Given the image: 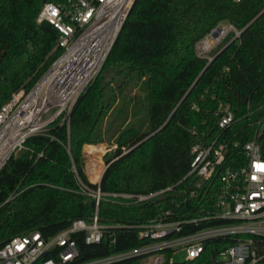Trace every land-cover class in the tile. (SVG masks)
<instances>
[{"label": "trees", "instance_id": "trees-1", "mask_svg": "<svg viewBox=\"0 0 264 264\" xmlns=\"http://www.w3.org/2000/svg\"><path fill=\"white\" fill-rule=\"evenodd\" d=\"M46 1L68 2L0 0V107L19 89L30 90L62 52L59 30L37 20ZM222 22L241 33L235 37L231 30L210 61L197 43ZM220 102L229 103L236 118L226 137L249 140L252 115L264 113V0H135L100 72L69 115L30 136L0 169V246L18 234L39 230L49 237L74 219L92 221L96 199L81 182L108 193L171 188L144 202L103 197L98 217L111 226L99 243H87L84 231L73 233L78 261L146 243L141 225L166 211L182 221L213 211L218 183L207 191V182L199 185L198 176L187 174L197 139L220 132ZM144 103L147 116L141 118ZM112 136L117 146L106 156L100 183L93 182L82 161L84 145ZM231 154L226 165L244 159L242 147ZM225 222H190L179 233ZM256 239L264 254V241ZM234 242L230 236L206 239L199 257L165 264H210ZM255 264H264V257Z\"/></svg>", "mask_w": 264, "mask_h": 264}, {"label": "built area", "instance_id": "built-area-1", "mask_svg": "<svg viewBox=\"0 0 264 264\" xmlns=\"http://www.w3.org/2000/svg\"><path fill=\"white\" fill-rule=\"evenodd\" d=\"M133 1L68 0L65 4L53 1L43 4L37 20L48 21L59 30L56 47L62 48V52L30 90L19 89L0 107V156L5 155L0 169L12 154L25 145L30 136L45 132L61 114L68 112L69 115L81 93L100 72ZM108 27L115 28L116 32L101 59L98 71L90 77L75 99L64 105L53 103V91L57 87L44 86V83L67 57H80L84 61L94 58L90 46L105 37ZM240 33L241 31H236L235 37ZM226 35L223 30L211 39L216 43ZM209 49L206 47L204 52ZM216 114L220 132L210 140L204 137L197 139L192 146L194 156L187 174L198 176L199 185L207 182V191L218 183L213 211L183 221L173 219L171 211H166L141 225L140 234L148 240L146 243L78 261L80 249L73 233L84 231L87 243H99L111 226L100 222L98 217V205L103 197H123L132 202H144L157 199L171 188L147 193H108L103 192L100 187L93 189L81 182L83 190L96 199L97 209L93 220L74 219L69 227L49 237L39 230L15 235L0 246V264H165L167 261H175L174 256L179 251L186 252V259H195L205 250L206 239L226 236L232 237L235 242L218 251L210 264L257 263L264 257L255 245L256 238L264 241V130L258 128L245 142L230 139L226 137V131L236 121L231 105L220 102ZM259 124H262V120ZM240 147L244 152V159H237L236 165H226L227 159L233 157L230 149ZM203 219H221L227 222L193 233H179L186 223ZM244 233L250 236L242 238L240 235ZM111 236L113 237V233ZM166 250L172 252L170 257ZM133 259L134 261H129Z\"/></svg>", "mask_w": 264, "mask_h": 264}, {"label": "bare ground", "instance_id": "bare-ground-1", "mask_svg": "<svg viewBox=\"0 0 264 264\" xmlns=\"http://www.w3.org/2000/svg\"><path fill=\"white\" fill-rule=\"evenodd\" d=\"M116 29L108 27V33L99 41H96L90 47L94 53V58L89 61L83 59L67 57L59 65L53 75L44 83V86L57 87L53 91L52 102L66 104L75 99L79 91L87 84L90 77L95 74L100 66L101 59L104 57L108 47L113 41ZM71 58V59H68ZM5 155L0 156V164Z\"/></svg>", "mask_w": 264, "mask_h": 264}, {"label": "rangeland", "instance_id": "rangeland-1", "mask_svg": "<svg viewBox=\"0 0 264 264\" xmlns=\"http://www.w3.org/2000/svg\"><path fill=\"white\" fill-rule=\"evenodd\" d=\"M223 27V30L225 31L226 34H228L231 30L233 31H240L239 29H237L236 27H234L232 24L228 23V22H222L220 24ZM213 38L210 33L203 38L202 40H200L197 43V51L199 54L201 55H206L207 57L212 58L214 56V54L220 50L221 45L223 44L224 39L219 40L218 42L214 43L213 40L211 39ZM206 47H209L210 49L207 52H204V49ZM144 111L139 113V117L143 118L144 116H147V103L142 104ZM68 116V112L65 113V117ZM131 119H135V117L131 118ZM130 119V120H131ZM137 120V118H136ZM253 126L255 128V131L260 128L261 131L264 130V113H255L252 115L251 117ZM262 120V124H259V121ZM115 141V137L112 136L111 138H107V140L105 142L99 143L100 145L98 147L102 148V151L97 155L95 153H92L90 151L85 152L84 148H83V156H82V161H83V165L85 168L86 173L88 174L89 178L91 181L93 182H98L107 166V162H106V156L113 151L116 148V144L114 143ZM85 146V145H84ZM24 148V146L20 149H18L15 153H19L20 150H22ZM85 153V156H84ZM262 224L264 225V222H262ZM242 238H248L250 235L247 233L241 234L240 235ZM175 260L178 261H182L186 258V252L185 251H179L178 253H176V255L174 256Z\"/></svg>", "mask_w": 264, "mask_h": 264}, {"label": "water", "instance_id": "water-1", "mask_svg": "<svg viewBox=\"0 0 264 264\" xmlns=\"http://www.w3.org/2000/svg\"><path fill=\"white\" fill-rule=\"evenodd\" d=\"M135 1V0H134ZM134 1H133V3H134ZM133 3L131 4V6H130V8H129V10H128V12H127V15H128V13H129V11H130V9H131V7H132V5H133ZM223 31V27L221 26V25H218L215 29H213L212 31H211V36H213V37H217L221 32ZM212 60V58L210 59V61ZM209 61V62H210ZM106 168H107V166H106ZM105 168V169H106ZM105 171V170H104ZM104 173V172H103ZM103 175V174H102ZM101 178H102V176H101ZM101 178H100V180H99V182L101 181Z\"/></svg>", "mask_w": 264, "mask_h": 264}, {"label": "crops", "instance_id": "crops-1", "mask_svg": "<svg viewBox=\"0 0 264 264\" xmlns=\"http://www.w3.org/2000/svg\"><path fill=\"white\" fill-rule=\"evenodd\" d=\"M99 145H100V144H85V146H84V151H85V152L90 151V152L95 153V154L98 155L99 152H97V151H92L91 148L94 147V146H95V147H96V146L98 147ZM101 149H102V148H101Z\"/></svg>", "mask_w": 264, "mask_h": 264}]
</instances>
